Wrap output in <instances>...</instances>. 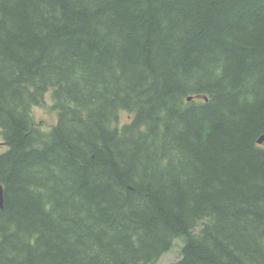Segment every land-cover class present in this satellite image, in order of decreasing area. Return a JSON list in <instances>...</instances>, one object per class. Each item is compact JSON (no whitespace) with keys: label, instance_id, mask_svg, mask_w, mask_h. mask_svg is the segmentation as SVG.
<instances>
[{"label":"trees","instance_id":"1","mask_svg":"<svg viewBox=\"0 0 264 264\" xmlns=\"http://www.w3.org/2000/svg\"><path fill=\"white\" fill-rule=\"evenodd\" d=\"M0 135V264H264V0H0Z\"/></svg>","mask_w":264,"mask_h":264},{"label":"rangeland","instance_id":"2","mask_svg":"<svg viewBox=\"0 0 264 264\" xmlns=\"http://www.w3.org/2000/svg\"><path fill=\"white\" fill-rule=\"evenodd\" d=\"M120 125L129 123L133 116L128 111H121L120 114ZM32 117L37 128L43 129V131L51 130L58 122V112L54 107V99L52 93H48L44 99L42 105L36 106L32 110ZM0 142H3V138L0 135ZM7 148L3 145L0 151L4 152ZM200 228L196 229L199 232ZM183 239H176L171 250L163 255L157 264H171L179 261L182 258V246Z\"/></svg>","mask_w":264,"mask_h":264},{"label":"water","instance_id":"3","mask_svg":"<svg viewBox=\"0 0 264 264\" xmlns=\"http://www.w3.org/2000/svg\"><path fill=\"white\" fill-rule=\"evenodd\" d=\"M191 99H193V98L192 97H189L188 100H191ZM261 141H264V136H262V140ZM3 145H4V143L3 142H0V148ZM4 203H5L4 186L2 184H0V209H3L4 208Z\"/></svg>","mask_w":264,"mask_h":264},{"label":"bare ground","instance_id":"4","mask_svg":"<svg viewBox=\"0 0 264 264\" xmlns=\"http://www.w3.org/2000/svg\"><path fill=\"white\" fill-rule=\"evenodd\" d=\"M190 97H192L193 98V96H190ZM205 101H207L208 100V97L207 96H204V97H202ZM188 99H189V97H188ZM187 99V100H188ZM194 99V98H193ZM193 99H191V100H188V102H191ZM262 140V138L259 140V143L260 144H263L264 143V141H261ZM2 147V146H1ZM1 149V148H0Z\"/></svg>","mask_w":264,"mask_h":264}]
</instances>
